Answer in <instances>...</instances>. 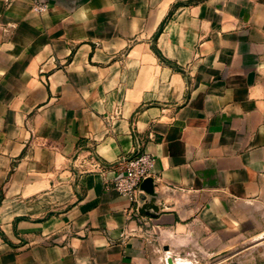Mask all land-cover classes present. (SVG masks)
I'll return each mask as SVG.
<instances>
[{
  "label": "crops",
  "instance_id": "obj_1",
  "mask_svg": "<svg viewBox=\"0 0 264 264\" xmlns=\"http://www.w3.org/2000/svg\"><path fill=\"white\" fill-rule=\"evenodd\" d=\"M187 1L0 0V264H188L264 236V0ZM137 149L149 215L112 189Z\"/></svg>",
  "mask_w": 264,
  "mask_h": 264
},
{
  "label": "built area",
  "instance_id": "obj_2",
  "mask_svg": "<svg viewBox=\"0 0 264 264\" xmlns=\"http://www.w3.org/2000/svg\"><path fill=\"white\" fill-rule=\"evenodd\" d=\"M48 6L43 3L34 2L32 11L43 14ZM155 164V158L151 154L141 153L137 149L134 155L126 160L120 171L115 175L112 189L130 204H138L140 185L146 178H151ZM136 210V209H135Z\"/></svg>",
  "mask_w": 264,
  "mask_h": 264
},
{
  "label": "rangeland",
  "instance_id": "obj_3",
  "mask_svg": "<svg viewBox=\"0 0 264 264\" xmlns=\"http://www.w3.org/2000/svg\"><path fill=\"white\" fill-rule=\"evenodd\" d=\"M196 257V263L188 264H264V236L254 238L251 244L238 245L220 256L213 257L205 250L198 252Z\"/></svg>",
  "mask_w": 264,
  "mask_h": 264
},
{
  "label": "water",
  "instance_id": "obj_4",
  "mask_svg": "<svg viewBox=\"0 0 264 264\" xmlns=\"http://www.w3.org/2000/svg\"><path fill=\"white\" fill-rule=\"evenodd\" d=\"M191 2H192L191 0H188L185 3H191ZM185 3H182V2L176 3L174 5V8L183 6ZM170 15H171V11L168 12V14L165 16V18L161 22L156 34L154 35V37L152 39V44L153 45L155 44V42L157 41L158 37L160 36V34H161L162 30H163L164 24H165L166 20L168 19V17ZM140 191L145 194V197H139L138 198V202L142 203L141 208L138 209L139 214L149 215L148 212L146 211L147 208L151 209L153 212H155L156 208H152L151 207V203L153 202V199L155 198V194L153 192V179L146 178L145 180H143V182L140 185ZM146 197H149V200H147V202L145 200ZM165 251H167V249H165ZM167 263L168 264H172V260L169 258Z\"/></svg>",
  "mask_w": 264,
  "mask_h": 264
}]
</instances>
